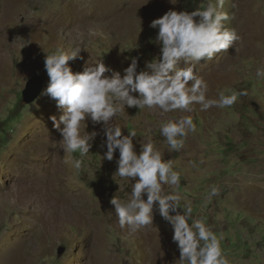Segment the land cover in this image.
<instances>
[{
	"label": "rangeland",
	"instance_id": "374dc122",
	"mask_svg": "<svg viewBox=\"0 0 264 264\" xmlns=\"http://www.w3.org/2000/svg\"><path fill=\"white\" fill-rule=\"evenodd\" d=\"M108 1L0 0V264H179L171 226L155 207L153 226L135 233L119 226L109 201H126L135 181L115 174L118 151L112 161L103 159L101 124L86 120L81 131L99 134L87 156L71 154L83 159L79 171L72 167L49 120L61 110L42 94L49 80L44 60L57 48H80V58L68 62L73 73L101 60L123 76L134 57L139 72L160 55L150 23L169 10H203L210 0H122L113 16ZM223 11L224 27L242 39L202 61L196 73L208 84V98L229 89L247 95L232 108L195 105L192 113L165 116L126 107L113 123L123 135L136 131L137 152L151 135L181 177L178 189L164 191L180 196L178 211L190 203L192 216L211 226L229 264H264V79L255 74L264 66V0H224ZM34 76L44 87L25 104L21 93ZM179 115H192L196 131L175 152L159 128ZM212 186L219 194L208 199Z\"/></svg>",
	"mask_w": 264,
	"mask_h": 264
},
{
	"label": "clouds",
	"instance_id": "9594fccd",
	"mask_svg": "<svg viewBox=\"0 0 264 264\" xmlns=\"http://www.w3.org/2000/svg\"><path fill=\"white\" fill-rule=\"evenodd\" d=\"M223 5L224 0L214 3L210 0L203 10H169L154 19L149 26L157 30L154 42L159 45L160 55L146 61L144 70L139 72L138 58L134 57L123 70V76L112 72L101 60L95 66H85L82 72L73 73L68 62L80 58V48L71 51L57 48L44 60L49 80L42 94L54 100L61 110L58 118L50 116L49 120L61 137L63 151L70 154L72 167L79 171L83 159L71 154L78 152L81 158L87 156L99 134L81 131L82 126L87 127L86 120L93 125L101 124L106 137L101 147L107 149L103 159L112 161L118 151L115 174L129 182L135 181L131 183L126 201L115 196L109 201L119 226L127 227L131 233L153 226L155 207L171 226L179 264H229V260L211 226L192 216L191 204L184 205L181 213L178 211L180 196L164 191V185L178 189L181 177L173 169L172 161L163 158L151 135L137 152L133 143L136 131L123 135L122 128L113 120L125 112L126 107L147 109L165 116L173 112L192 113L195 105H200L201 111L213 107L232 108L241 96L247 95L246 91L229 89L219 91L216 99L208 98V84L196 73L202 61L212 60L242 39L234 29L224 27L223 22L229 16L223 11ZM108 72L111 76L105 75ZM255 74L258 79H264V66L258 67ZM195 131L192 115L168 118L159 128L160 136L175 152L184 148L188 134ZM148 132L150 134L151 129ZM218 194V188L212 186L208 199Z\"/></svg>",
	"mask_w": 264,
	"mask_h": 264
},
{
	"label": "water",
	"instance_id": "95a60500",
	"mask_svg": "<svg viewBox=\"0 0 264 264\" xmlns=\"http://www.w3.org/2000/svg\"><path fill=\"white\" fill-rule=\"evenodd\" d=\"M44 87V80L40 76H34L30 78L24 89L22 90V102L25 104H31L38 99L41 95ZM63 251H58V256L62 255Z\"/></svg>",
	"mask_w": 264,
	"mask_h": 264
},
{
	"label": "bare ground",
	"instance_id": "6f19581e",
	"mask_svg": "<svg viewBox=\"0 0 264 264\" xmlns=\"http://www.w3.org/2000/svg\"><path fill=\"white\" fill-rule=\"evenodd\" d=\"M123 1L122 0H117V2H116V0H109L107 2V6H109V12L112 14V16H113V14H117L120 11V9L123 8V6H124L123 5ZM84 14L87 17L91 16L89 10H86V12ZM54 167H56V164H54Z\"/></svg>",
	"mask_w": 264,
	"mask_h": 264
},
{
	"label": "trees",
	"instance_id": "16d2710c",
	"mask_svg": "<svg viewBox=\"0 0 264 264\" xmlns=\"http://www.w3.org/2000/svg\"><path fill=\"white\" fill-rule=\"evenodd\" d=\"M186 8V7H185Z\"/></svg>",
	"mask_w": 264,
	"mask_h": 264
}]
</instances>
